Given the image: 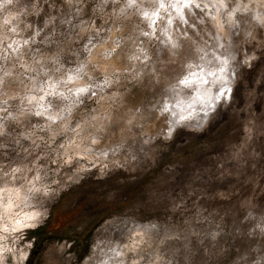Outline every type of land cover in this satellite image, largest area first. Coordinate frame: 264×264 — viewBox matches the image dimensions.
Here are the masks:
<instances>
[{"label": "rangeland", "instance_id": "1", "mask_svg": "<svg viewBox=\"0 0 264 264\" xmlns=\"http://www.w3.org/2000/svg\"><path fill=\"white\" fill-rule=\"evenodd\" d=\"M255 1L0 0V264H264Z\"/></svg>", "mask_w": 264, "mask_h": 264}, {"label": "bare ground", "instance_id": "2", "mask_svg": "<svg viewBox=\"0 0 264 264\" xmlns=\"http://www.w3.org/2000/svg\"><path fill=\"white\" fill-rule=\"evenodd\" d=\"M250 1V0H249ZM257 1V0H256ZM255 1V3H258V2H256ZM254 2V1H253ZM255 3H254V5H255ZM242 4V3H241ZM251 4V3H250ZM259 4H260V2H259ZM251 7V6H250ZM256 7H257V5H256ZM234 16V15H233ZM231 20V19H230ZM240 21V20H239ZM176 31V30H175ZM258 48V47H257ZM227 69V68H226ZM206 70H208V69H206ZM216 70V69H215ZM210 71V70H209ZM203 72V71H202ZM214 76V75H213ZM219 76V75H218ZM211 77V76H210ZM199 78V77H198ZM217 78H220V76L219 77H217ZM224 79H225V77H223ZM227 78V77H226ZM191 80V79H190ZM209 81H210V79H209ZM214 81H215V79H214ZM213 81V82H214ZM217 81V80H216ZM193 83H195V82H193ZM212 83V82H211ZM193 85V84H192ZM212 86V85H211ZM214 89V88H213ZM232 91V90H231ZM208 92V91H207ZM200 93V92H199ZM202 93H203V91H202ZM204 95V94H203ZM190 97V96H189ZM195 98V97H194ZM196 100V99H195ZM196 102V101H195ZM192 103V102H191ZM190 104V103H189ZM193 104V103H192ZM197 104V103H196ZM221 104V103H220ZM177 105H180V104H177ZM191 105V104H190ZM194 105V104H193ZM182 107H183V105H182ZM202 107V106H201ZM185 109H186V107H184ZM194 108V107H193ZM189 109V108H188ZM187 109V110H188ZM172 110V109H171ZM176 110V109H175ZM184 110V109H183ZM187 110H185V111H187ZM194 110H195V108H194ZM203 110V109H202ZM174 111V110H173ZM183 112V111H182ZM188 112H189V110H188ZM98 113V112H97ZM184 114H185V112H184ZM176 115V114H175ZM182 115V114H181ZM193 117V116H192ZM191 118V117H190ZM186 119V118H185ZM184 122V121H183ZM201 122V121H200ZM210 122V121H209ZM175 123V122H174ZM188 123V122H187ZM207 123V122H206ZM178 124V123H177ZM205 124V123H204ZM186 125V124H185ZM206 125V124H205ZM171 127V126H170ZM194 127V126H193ZM204 127H206V126H204ZM190 129V128H189ZM203 129V128H202ZM192 130V129H191ZM202 131V130H201ZM151 154V153H150ZM36 215H32V217L31 218H34ZM30 218V219H31ZM26 219V218H25ZM31 221V220H30ZM34 221V220H33ZM32 221V222H33ZM36 221V220H35ZM121 222V221H120ZM123 222H124V220H123ZM128 222V221H127ZM28 223V225H29V222H27ZM24 224V223H23ZM140 224V223H139ZM152 224V223H151ZM20 225H21V223H20ZM33 226H34V224H32ZM125 225V224H124ZM118 227H120V226H118ZM123 227V226H122ZM139 227V226H138ZM151 228V227H150ZM146 229H147V227H146ZM145 229V230H146ZM153 229V228H152ZM117 230V229H116ZM120 230V229H119ZM141 230V229H140ZM151 230V229H150ZM169 230V229H168ZM148 231V230H147ZM112 232V231H111ZM116 232V231H115ZM127 232V231H126ZM125 232V233H126ZM130 232H132V231H130ZM149 232V231H148ZM152 232V231H151ZM117 233V232H116ZM104 238V237H103ZM114 238V237H113ZM99 244V243H98ZM180 244V243H179ZM108 245V244H107ZM109 245H110V243H109ZM116 246V245H115ZM121 246V245H120ZM121 248V247H120ZM28 252L29 251H26V253H24V260H26V257H27V255H28ZM124 252V251H123Z\"/></svg>", "mask_w": 264, "mask_h": 264}]
</instances>
